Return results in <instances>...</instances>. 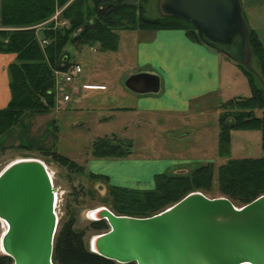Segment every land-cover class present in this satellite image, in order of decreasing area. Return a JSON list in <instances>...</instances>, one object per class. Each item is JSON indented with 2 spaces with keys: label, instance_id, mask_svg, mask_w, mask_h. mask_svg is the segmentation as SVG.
<instances>
[{
  "label": "rangeland",
  "instance_id": "1",
  "mask_svg": "<svg viewBox=\"0 0 264 264\" xmlns=\"http://www.w3.org/2000/svg\"><path fill=\"white\" fill-rule=\"evenodd\" d=\"M71 1L57 6L54 14L57 9L63 8V11ZM61 13L58 20L64 21L65 25H59L58 28H66L67 22L61 20ZM146 16L151 19L160 17L157 0H149L146 5ZM34 28L36 31L40 29L37 26ZM124 36L122 38L124 42L132 44L134 34L128 31ZM91 48L97 47L66 49L72 65L77 64L82 68V73L74 80V86H81L87 80V76L92 75V79L87 80L90 84L84 86L85 90L77 92L72 85L60 86L63 94L70 96V101L63 109L56 106L51 113L26 114L0 141V172L11 162L27 158L42 161L52 172L53 185L58 192L57 230L72 213L75 216L74 229L84 232L83 240L88 248L91 237L106 232V230L95 231L90 228L92 221L88 217V212L98 208L111 211L113 204L119 205L120 201H116L117 193L113 192L112 188L150 191L154 189V176L157 174H185L206 163H213L217 168L228 159L263 156L260 132L254 130L232 131L228 157L221 158L217 155L218 117L222 113L220 106L231 99L246 98L251 95L243 71L228 59L224 58L236 70L229 75L226 74L224 78L221 76L216 91L192 99L186 112L185 108L176 109L180 106L179 100H188L190 96L186 97V94L199 93L197 91L200 87L196 86L198 84L196 77L193 76V83L186 80L185 69L181 67L173 70L174 72L172 69H167V72L161 69L162 74L159 77L163 80V84L156 95H158L157 99L162 100L152 105L159 112L128 114L126 110H119L114 114H104L106 106L126 107L134 104L132 98L135 99L137 96L124 87V82L130 74H137L138 69L127 65V62L133 59L131 48L127 49L124 55L112 56L114 58L111 57L112 59L94 70L91 65L92 60L86 57L87 54L91 55ZM251 63L255 84L264 96V78L257 62L253 60ZM236 71H239L238 74ZM53 75L55 77L54 73ZM105 76L110 77L111 80L119 78L118 83L122 88L116 93L102 91L104 87H100L99 83ZM163 87L171 88L170 91L174 94L172 100L161 97L164 93ZM172 109L180 112L170 113ZM256 114L260 115V112ZM186 133L188 136H185ZM99 138L117 140L123 144L129 143L132 146V153L124 158H95L91 155L92 145ZM22 145L30 148H22ZM45 150L69 159L77 169L63 167L52 161L42 153ZM131 160L147 164L128 167L125 163ZM212 188V192L204 195L210 198L224 197L218 194L215 180ZM2 232L3 227L0 223V235Z\"/></svg>",
  "mask_w": 264,
  "mask_h": 264
},
{
  "label": "trees",
  "instance_id": "2",
  "mask_svg": "<svg viewBox=\"0 0 264 264\" xmlns=\"http://www.w3.org/2000/svg\"><path fill=\"white\" fill-rule=\"evenodd\" d=\"M68 1L1 0L0 54H14L16 59L7 68L10 101L0 110V141L26 114L52 112L55 107L53 73L72 65L67 57L68 47L77 50L96 46L99 52H116L119 31L162 30H181L190 41L202 44L193 26L186 21L174 17L148 18L146 5L149 0H72L61 13V20L67 22V27H54L48 20L57 6ZM41 24L45 25L36 31L34 27ZM42 41L47 45L42 46ZM247 41L252 61L257 62L264 78L263 45L252 30H248ZM234 64L243 71L251 95L231 99L220 106L217 155L221 158L228 157L231 132L236 130L260 132L264 152L263 93L255 84L252 67ZM92 146L91 155L95 158H124L131 154L132 147L129 143L108 138H99ZM42 153L63 167L77 169L69 159L55 152L45 150ZM214 180L218 194L233 204L243 206L250 203L264 194V154L260 158L228 159L217 168L213 163H206L185 174H157L154 189L150 191L112 188L120 204H113L111 211L117 216L149 217L189 193L212 192ZM74 223L75 216L71 213L58 228L53 264H117L90 252L83 240L84 232L76 231ZM90 228L107 231L108 225L103 220L93 221ZM0 264H12V260L0 255Z\"/></svg>",
  "mask_w": 264,
  "mask_h": 264
},
{
  "label": "water",
  "instance_id": "3",
  "mask_svg": "<svg viewBox=\"0 0 264 264\" xmlns=\"http://www.w3.org/2000/svg\"><path fill=\"white\" fill-rule=\"evenodd\" d=\"M160 17L190 23L201 43L251 68L248 27L240 0H157ZM124 87L157 94L160 77L129 75ZM49 172L38 159H18L0 172V220L7 224L2 254L12 264H53L58 218ZM108 231L89 240V251L117 264H264V194L236 207L226 197L192 192L145 218L97 209Z\"/></svg>",
  "mask_w": 264,
  "mask_h": 264
},
{
  "label": "crops",
  "instance_id": "4",
  "mask_svg": "<svg viewBox=\"0 0 264 264\" xmlns=\"http://www.w3.org/2000/svg\"><path fill=\"white\" fill-rule=\"evenodd\" d=\"M240 4L242 17L246 22L248 30H252L256 33L264 48V0H240ZM126 32L128 31L118 32L119 41L118 50L116 52L100 53L97 52V49L91 48V55L87 54L86 57L92 60L91 65L94 67V70L96 67L108 62L112 56L119 57L124 55L127 49L131 48L133 59L127 62V65L133 69L137 68V73L145 72L159 76L162 74L161 69L167 72V69H172L173 71L177 68L183 67L187 76L186 80H190L191 83H193V76L196 77V81L198 83L196 86L198 87L199 85L200 89L197 91L199 93L186 94V97L190 96L189 99L179 100L180 106L177 104L179 107L177 106L178 108L176 109L185 108L186 112L189 109L190 101L192 99L202 97L204 96V93L216 91L219 88L221 76L224 78L226 74L229 75L230 72L236 70L235 67L224 59L226 58L224 55L205 47L203 44L190 41L181 30L129 31V33L134 34L132 44H128L127 41L125 43L122 39L125 37L124 34H126ZM15 59L16 55L14 54H0V110L5 108L10 101L7 68L11 63L15 62ZM231 63L234 64L233 62ZM170 71L171 70H168V72ZM237 72L239 71H236V73ZM91 77V74L88 75L87 80L89 81L92 79ZM237 78H239V75H237ZM87 80H85L81 86H74V81L72 88H74L77 92H82V90H85L84 86L90 84ZM118 82L119 78L111 80L110 77L105 76L99 84L100 87H104L102 91L116 93L119 88H122ZM94 83L96 84L95 81ZM162 84L163 80L160 78V89ZM163 88L165 89V87ZM164 89V93L161 97L166 100H172V96L174 94L171 93V88ZM166 92L168 95H166ZM136 96L137 97L135 99L131 97L132 100L135 101L134 104L126 107L109 105L106 106V112H104V114H114L119 110H126L128 114H155V112H159V110L153 108L152 106L153 104L161 102L162 99H157L158 95L148 94ZM174 102L176 101L174 100ZM173 110L175 109H172L169 112H180ZM185 136H188V133H186ZM125 164L128 165V167H132L136 165L144 166V164L147 163L131 160Z\"/></svg>",
  "mask_w": 264,
  "mask_h": 264
},
{
  "label": "built area",
  "instance_id": "5",
  "mask_svg": "<svg viewBox=\"0 0 264 264\" xmlns=\"http://www.w3.org/2000/svg\"><path fill=\"white\" fill-rule=\"evenodd\" d=\"M58 1V0H56ZM63 8L57 9L55 14L50 18L48 22H53L54 27L64 26L65 22L64 21H59L58 17L61 13ZM44 24L39 25L38 27L43 26ZM41 45H47L46 41H42ZM82 73V68L77 65L73 64L70 67H68L64 71H55V77H54V82H55V89L53 90V95L55 98V107L58 106V108L63 109V107L70 101V96L67 94H63L61 87L64 86H70L73 81ZM57 213V212H56Z\"/></svg>",
  "mask_w": 264,
  "mask_h": 264
},
{
  "label": "bare ground",
  "instance_id": "6",
  "mask_svg": "<svg viewBox=\"0 0 264 264\" xmlns=\"http://www.w3.org/2000/svg\"><path fill=\"white\" fill-rule=\"evenodd\" d=\"M59 1V0H58ZM50 20V19H49ZM48 20V21H49ZM52 22V21H51ZM45 25V24H44ZM39 26V25H38ZM37 26V28H39ZM74 82V81H73ZM72 85V84H71ZM135 94V93H134ZM136 95H138V94H136ZM148 95V94H147ZM131 153H132V149H131ZM42 162V161H41ZM45 165V164H44ZM46 166V165H45ZM46 168H47V166H46ZM47 170H48V172H49V177H50V181H51V183H52V192H53V208H54V212H55V214H56V217L58 218V216H57V213H56V206H57V203H58V192H57V189L54 187V185H53V174H52V172L51 171H49V169L47 168ZM99 209V208H98ZM97 209H95V210H92V211H89L88 212V217H89V219L93 222V221H96V219L98 218V216L96 215L97 214ZM0 223H1V225H2V227H3V232L1 233V235H0V252H1V254L3 253L2 252V248H1V238H2V235H3V233H5V231H6V229H7V224L4 222V221H2V220H0ZM57 226H58V221H57ZM57 233V232H56ZM56 236V235H55ZM3 255V254H2Z\"/></svg>",
  "mask_w": 264,
  "mask_h": 264
}]
</instances>
